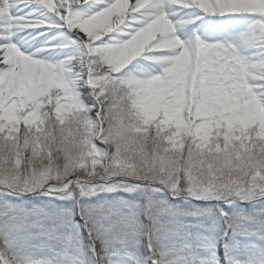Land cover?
Segmentation results:
<instances>
[{"label": "rangeland", "instance_id": "374dc122", "mask_svg": "<svg viewBox=\"0 0 264 264\" xmlns=\"http://www.w3.org/2000/svg\"><path fill=\"white\" fill-rule=\"evenodd\" d=\"M112 2L76 0L62 10L65 0L15 1L14 14L35 24L0 34V40L20 38L10 41V57L0 56V137L5 142L26 134L36 155L46 149L45 141L59 142L78 152L73 164L106 170L101 183L79 187L82 196L99 187H121L118 180L104 182L134 172L132 158L149 138L158 140L183 117L193 121L192 132L239 120L250 129L239 136L246 143L264 133V0H204L188 7L167 1L161 9L175 29L157 20L160 35L152 44L143 35L154 7L136 6L130 19L113 25ZM23 45L32 52L21 56ZM36 63L44 69L37 70ZM215 144L190 140L184 161L153 145L148 155L135 159L154 173L168 166V191L191 188L199 192L198 200L232 192L243 199L240 203L257 202L254 212L235 211L225 219L233 230L225 242L229 256L218 255V233L209 227L219 225L215 216L195 226L191 214L168 209L161 200L136 206L106 198L85 203L78 214L65 205L1 198L0 236L14 264H84L80 215L101 241L109 264H128V255L145 237L162 264H264V151L254 153L252 162H236L230 171L232 156L217 154ZM194 157L200 163L186 162ZM49 177L45 170L33 171L20 180L25 187L18 191L57 192L43 187ZM70 182L60 188L68 199L74 196L68 192Z\"/></svg>", "mask_w": 264, "mask_h": 264}, {"label": "trees", "instance_id": "16d2710c", "mask_svg": "<svg viewBox=\"0 0 264 264\" xmlns=\"http://www.w3.org/2000/svg\"><path fill=\"white\" fill-rule=\"evenodd\" d=\"M50 122V121H49ZM48 122V123H49ZM193 121L190 122L186 117H183L174 128H170L168 132L162 131L158 135V140L149 138L145 148L142 149L139 154L137 153L132 158V167L135 171L126 175H120L117 179L120 183H117L118 187L114 190H102L100 187L90 192H86L84 195L79 196L78 189L85 185L87 188L90 186L101 183L104 179L106 170H98V168L92 171L75 165L72 163L73 156L75 157L78 152L73 151V154L61 147L59 142L45 141L44 147L36 155L35 151H31L29 143L27 141V135L21 134L16 137L15 141L11 144L5 142L0 137V200L11 201L16 204L24 205H36L47 204L53 207H59L61 205L68 206L69 208L75 209L78 214H81L82 205L86 204H97L98 201L102 202L106 198L124 201L136 206H144L149 201H160L167 206L168 209L174 211H181L184 214H191L193 219L192 223L195 226L203 224L201 221L207 222L212 216H215L219 225L216 222L209 225L210 229L215 228L218 233V255L220 257H227L231 254L226 249L225 242L230 236V232H233L229 222L225 219L234 214L233 212L238 211L242 214H250L254 212L258 207L257 202L240 203L238 198L232 192H228L221 196L215 197L217 200H198V191H194L191 188H185L177 186L172 191L169 190L170 184L166 182L167 167L160 168L162 172L157 170L156 173L149 171L148 163L141 164L140 157L148 155L150 148L157 146L160 150L165 152H173L178 154V161H184L183 152L187 149V145L190 140L198 139L207 143L215 144L217 154L225 153L232 156V164L228 168L230 171H235L236 162L239 163L243 160L252 162V155L254 153L260 154L264 151V133L253 137L256 139L254 142H244L240 139V134H248L249 128L247 125H242L239 120L233 122L223 123L214 122L209 128L199 129L197 132L191 131ZM224 125V126H223ZM193 136L194 138H191ZM260 142V143H257ZM259 144V145H258ZM147 146L149 149H147ZM206 146L204 145L203 148ZM211 151V150H210ZM215 153H206L210 157ZM187 157V156H186ZM244 157V158H243ZM139 160H136V159ZM160 158V157H159ZM210 158L205 157L206 160ZM177 161V159H176ZM192 163H200L201 160L194 157L190 160ZM143 165V166H142ZM182 164L177 163V167ZM130 166V164L128 165ZM155 166V165H154ZM148 167V168H147ZM50 173V177L43 184V187L52 186L58 189V192L53 193H34L33 195H24L18 190L22 189L19 187H25V184L21 183L20 180L24 176L31 175L34 172ZM228 170V171H229ZM129 173V172H128ZM52 174L55 177H52ZM117 177V176H116ZM72 178L68 190L72 198H67L63 191H60L61 185L68 179ZM123 180V181H122ZM114 181H112L113 183ZM92 183V184H91ZM133 184H139L140 186L134 189H130ZM18 191V192H16ZM170 192V193H169ZM180 195V196H175ZM2 198V199H1ZM225 198V199H224ZM223 212V213H222ZM80 228L81 238L84 245V264H109L110 259L107 257L103 245L99 239H97L90 225L80 215ZM144 220H147L144 217ZM225 222H224V221ZM148 222V221H147ZM146 222V223H147ZM201 222V223H200ZM148 236V235H146ZM142 239V244L135 247L133 252L127 257L128 264H162L157 260V249L149 242V239ZM0 264H14L7 246L5 245L2 237L0 236ZM222 264H224L222 262Z\"/></svg>", "mask_w": 264, "mask_h": 264}, {"label": "bare ground", "instance_id": "6f19581e", "mask_svg": "<svg viewBox=\"0 0 264 264\" xmlns=\"http://www.w3.org/2000/svg\"><path fill=\"white\" fill-rule=\"evenodd\" d=\"M15 1L17 0H0V34H8L14 29H17L19 25H34L35 21L33 19H28L22 15L14 14L11 10ZM34 2H38L39 0H33ZM79 2H83L85 0H78ZM112 4H110L108 13L110 17L113 19V25H118L121 21L124 22L127 19H130L133 15V10L136 6L146 8V7H154L155 14L151 18L149 26L145 29L144 32V40H147V43L152 44L155 43L157 38L160 35L159 23H167L168 26L170 25L172 28L170 30H174L175 26L170 24L167 20V15L164 14L163 10L161 9L162 6L167 5V1H170L175 5H182V6H189L192 3H200L204 2V0H112ZM220 1V0H219ZM222 1V0H221ZM76 0H65L63 4L62 10H66L65 8L70 7L74 4ZM111 3V2H110ZM252 3H257V1H252ZM170 19V18H169ZM159 20V23L157 22ZM167 26V27H168ZM101 35V34H100ZM173 38L172 43L178 44L177 40H175V35H172ZM20 40V38L16 37L15 39L5 37L4 40H0V56H9L10 53L8 52L7 47L11 44L10 41ZM23 43V42H22ZM24 44V43H23ZM22 48V47H21ZM24 48V49H23ZM23 52L24 54L21 55V51L18 55L25 56L28 53H31V50H28V45H23ZM37 70L44 69L45 65L41 63H36L35 65ZM52 68V67H47Z\"/></svg>", "mask_w": 264, "mask_h": 264}, {"label": "water", "instance_id": "95a60500", "mask_svg": "<svg viewBox=\"0 0 264 264\" xmlns=\"http://www.w3.org/2000/svg\"><path fill=\"white\" fill-rule=\"evenodd\" d=\"M70 181H71V179H68L66 181V183L64 184V186H63L62 189H65ZM112 181H115V179H109L108 181H105L104 183H106V182H112ZM214 201H221V200H214Z\"/></svg>", "mask_w": 264, "mask_h": 264}]
</instances>
